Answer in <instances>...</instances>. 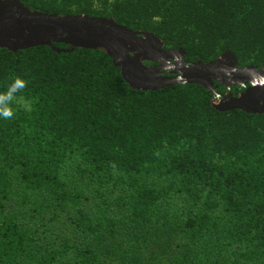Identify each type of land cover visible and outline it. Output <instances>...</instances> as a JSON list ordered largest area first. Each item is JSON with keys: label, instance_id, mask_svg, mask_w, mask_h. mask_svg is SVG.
I'll list each match as a JSON object with an SVG mask.
<instances>
[{"label": "trees", "instance_id": "obj_1", "mask_svg": "<svg viewBox=\"0 0 264 264\" xmlns=\"http://www.w3.org/2000/svg\"><path fill=\"white\" fill-rule=\"evenodd\" d=\"M19 1L151 32L188 64L264 66V0ZM17 76L0 264H264V114L220 112L197 84L134 90L103 51L64 44L0 49V91Z\"/></svg>", "mask_w": 264, "mask_h": 264}, {"label": "water", "instance_id": "obj_2", "mask_svg": "<svg viewBox=\"0 0 264 264\" xmlns=\"http://www.w3.org/2000/svg\"><path fill=\"white\" fill-rule=\"evenodd\" d=\"M56 43L69 46L70 51H103L134 90L159 91L176 84H197L216 95L214 107L220 112L264 114V66L239 67L231 51L209 62L188 64L184 50L166 49L153 33L132 30L112 18L45 13L31 10L19 0H0V49L16 53ZM214 83L228 92L218 94ZM233 86L244 90L233 96L229 92Z\"/></svg>", "mask_w": 264, "mask_h": 264}, {"label": "clouds", "instance_id": "obj_3", "mask_svg": "<svg viewBox=\"0 0 264 264\" xmlns=\"http://www.w3.org/2000/svg\"><path fill=\"white\" fill-rule=\"evenodd\" d=\"M27 81L19 76L12 79L4 91H0V118L10 120L14 117L12 105L16 95L26 88Z\"/></svg>", "mask_w": 264, "mask_h": 264}, {"label": "flooded vegetation", "instance_id": "obj_4", "mask_svg": "<svg viewBox=\"0 0 264 264\" xmlns=\"http://www.w3.org/2000/svg\"><path fill=\"white\" fill-rule=\"evenodd\" d=\"M147 65H154V63L147 64ZM214 85H216L217 88H219L220 86H222V85L217 84V83H214ZM246 86H248V85H246ZM223 87H224V86H223ZM238 88H242V90L239 91V92H237V89H238ZM243 90H244L243 87L233 86V87H231V88L229 89V92H233V96H237V95H238L239 93H241ZM227 92H228V91H227ZM227 92H226V93H227ZM226 93H223V94H220V95H225ZM225 101H227V99H226Z\"/></svg>", "mask_w": 264, "mask_h": 264}, {"label": "rangeland", "instance_id": "obj_5", "mask_svg": "<svg viewBox=\"0 0 264 264\" xmlns=\"http://www.w3.org/2000/svg\"><path fill=\"white\" fill-rule=\"evenodd\" d=\"M171 252H173V250H171V249L169 248V254H170ZM169 254H168V257H169ZM171 255H172V254H171ZM171 255H170V256H171Z\"/></svg>", "mask_w": 264, "mask_h": 264}]
</instances>
